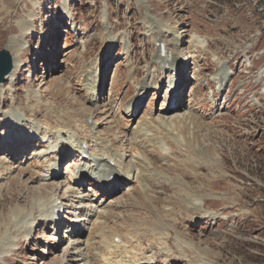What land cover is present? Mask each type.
Instances as JSON below:
<instances>
[{
    "label": "rangeland",
    "instance_id": "obj_1",
    "mask_svg": "<svg viewBox=\"0 0 264 264\" xmlns=\"http://www.w3.org/2000/svg\"><path fill=\"white\" fill-rule=\"evenodd\" d=\"M151 19L165 32L150 30ZM160 36L165 55L181 42V76L156 61ZM11 38L19 52L7 49ZM1 50L19 67L0 94V264H106L111 229L115 245L128 241L155 264H264V0H0ZM219 63L229 74L221 91ZM173 81L181 90L171 97ZM80 111L129 169L139 152L144 186L136 170L103 187L104 167L90 157L98 148L81 156L49 134L75 126ZM87 128L77 122L80 139ZM51 201L63 204L55 223ZM17 207L21 218L11 216ZM103 213L104 236L93 225ZM161 221L169 248L145 233Z\"/></svg>",
    "mask_w": 264,
    "mask_h": 264
},
{
    "label": "bare ground",
    "instance_id": "obj_2",
    "mask_svg": "<svg viewBox=\"0 0 264 264\" xmlns=\"http://www.w3.org/2000/svg\"><path fill=\"white\" fill-rule=\"evenodd\" d=\"M149 24H150V30H155V29L159 28L160 29V34L165 32L164 27H162V25L159 22H156L153 19H151ZM178 37H179V33L177 32V33L174 34V38H178ZM159 38L160 39H157L156 42H155L156 44H159V48H158L157 55H156V58H155L156 61L159 63V65H161L163 67V69L167 70V69H172L173 68L174 69L173 71H175L177 75L181 76L183 74V68H184V65H185L184 61L179 59V57H181V53H180L181 52V50H180L181 42L178 39H176L172 43V46L174 48L173 54L172 55H168L166 53V55H164L167 47H166L165 43L161 41L162 36H160ZM18 40L19 39H16V38L12 39L11 38L9 43L6 46L7 49L10 50L11 52H16V51L19 52V50L17 48V45H18L17 41ZM112 41H115V38H111L109 36L106 37L107 45L110 44ZM194 42H196V40L195 41L192 40V41L188 42V44L190 45L189 49L192 51L193 54L196 53L195 51H193V47H194V44H195ZM191 58L194 59V55ZM218 66H219V72H218V74L215 75V77L213 78V81H215L216 84L219 85L218 91H221L222 88H223L222 86L225 84V82L227 81V79L229 77V74L226 71V68L224 66L220 65V63H219ZM18 67H19V61H17V59H14L13 72L9 75V77H7V79L11 80V78L14 76V71ZM84 73L85 72H83V74ZM85 78L87 79V73H85ZM45 84L46 83H43V86ZM86 86L88 87L87 90L90 91V94L94 98L95 95H96L95 93H96V90H97V85L95 86V84L93 83L91 86H89L88 84H86ZM145 88H146V86L145 85L143 86V84H141V87L138 89V91H139L138 95H141L140 92L145 90ZM167 89H168L167 95L169 96V94H170L171 97L173 95V90L174 89L176 90L174 92L176 94H177V92L179 90H181L180 86H179V83L177 81L176 82L175 81L171 82L170 86ZM3 92H4L3 85H0V94L3 95L4 94ZM108 96H109V99H111L114 95H113V93H110ZM138 97L134 98L133 99V103L130 104L131 110H134V104H135V101H136V99ZM32 98H33L32 96L30 98H28V102L34 101ZM0 112H1V110H0ZM85 113H86L85 111H80V112L76 113L77 119L73 122L75 126H70V127H67V128L65 127V129L62 128V129H59L58 131H53L52 133H49V134L50 135L52 134V135L56 136V140L57 141L59 140L60 146L61 145H67L68 148L71 147L70 151H72V152L75 151L76 149H78V151L80 152L81 156L88 155L87 151L89 150V148L92 147V144H93V148H98L99 151L96 152L97 154L94 155V156H90V157L93 159V162L98 164L97 169H100L101 166L104 167V170H103L104 174L102 176L99 174V176H98L99 180L95 179V181H98L99 184L101 183L103 185V187L109 186L110 188H112V187H114V185L115 186L116 185H123V183H125V180L127 181V179L131 180L133 178V174L136 172V170L139 171V174L136 176V179L139 180V183H140L141 187L144 186V180L142 179V177H143V170L142 169H144L143 166H145V163L142 161L141 157L137 155V154H139V152L136 150L135 153H133L132 156L135 159V162L132 163V168L129 169V166H127L125 164V162H123V155H120V153H118V152L116 154H113V152L111 151L112 148H113V145H114L113 142H112V144L104 143V141L102 139H99V138L93 136V132L95 130V127H96L97 123H92L91 126L88 125V121H90L92 119V117H87L85 120H82L81 116L84 117ZM18 114L19 113H18L17 109L14 108L12 113H9V114L6 113L5 117H3V118L5 120L15 119V117H18ZM94 114H96V112H94ZM5 120H4V122H7ZM77 122H80L81 124H85V127H88L87 130H85V134H87V135L83 136V138H81V139L79 137V132L77 133V130H76ZM0 125H1V122H0ZM38 132H39V129H38ZM137 132L141 133L144 137H146V134L143 132L142 126L140 128H138ZM4 133H6V131ZM36 134H38V133H35L34 135L36 136ZM48 141L49 140H46L45 143H48ZM31 145H32V143L29 142L28 143V147L29 146L31 147ZM74 147H76V149ZM60 150H62V148H60ZM128 152L132 153L133 149L129 148ZM136 152H138V153H136ZM1 164H2V161H0V165ZM113 164H115V166ZM117 164H118L119 168L116 166ZM92 167H96V166L93 165ZM138 167H142V169H139ZM7 170H8V168L0 167V171H2V173L7 171ZM80 174L81 175L78 176V179H77V182H76V183H79V184L83 181L84 178L87 179L89 177V175L87 173H85L84 171H80ZM111 178L115 179L114 183H111ZM52 185L57 188V185H55V184H52ZM90 186H92V185H90ZM130 190H128V191H130ZM45 191H47V188H41V194L42 195H44ZM57 191H58V188H57ZM62 199L64 200V203L68 204V203H70L71 196H69L68 199H67V197L66 198L63 197ZM15 200L17 201L18 204H26L23 201L24 199H21V200L18 201L15 198ZM59 201L60 200H58V202ZM58 202L57 201L56 202H52L51 206L49 205V208H46L47 204L44 205V207L46 209L51 210L50 212L53 215V217L49 216L48 218H46V219H48L49 223H55L56 222L57 215H55V214H56V212L61 210V208L63 207V204L58 205ZM33 210H35L36 211L35 214H37V212H38L37 207H34ZM11 216H14L15 218H21V217H23L22 211L20 209H18V207H17V209L12 211ZM35 217H36V219L33 220L32 223H35V222L39 221V217L37 215H35ZM94 218H95V220L93 221V225L95 226L94 229L97 230V231L100 230L102 232V234H101L102 236L106 235L105 230L108 229L107 228V224H108V216H107V214L103 213V214H99L98 216L95 215ZM11 223H12V220H11ZM32 223L28 219V221H26L24 224H31L32 225ZM37 226H42V223L39 222L37 224ZM15 227L18 228L16 225H15ZM166 227L167 226L164 225V223H162V221H161L157 225H153V227L150 228L149 230L145 231V233L148 236L157 237L156 238L157 241H156V243L154 245L161 244V245H166V246H168L166 248H169L170 242L166 241L165 243H161L162 240H164V235H165L164 232L167 230ZM111 230H112V233H110L109 237H111V243H112V245L114 244V246L112 247L113 248L112 249L113 250L112 253L108 252V253H106L104 255V260H105L106 264H109V263L110 264H155V262H153L154 258L148 256V253L147 254L146 253H139L138 254L137 252L136 253H132L130 250H128L132 246V244L129 243L128 241L126 243L128 244L129 247L118 246V244L115 245V241L114 240L116 238L120 237L119 236L120 232L117 229H111ZM6 231H7V229H3L1 231V234H5L6 235ZM18 232L23 233L25 235V238H28L29 233H30V229H27L25 227H21V228L18 229ZM9 237H10V235H9ZM16 238H18V237H16ZM105 238L107 239L108 236H105ZM0 241H1V237H0ZM155 247H157V246H155ZM116 250H118V253L122 250L123 253L121 255H118L116 253L117 252Z\"/></svg>",
    "mask_w": 264,
    "mask_h": 264
},
{
    "label": "water",
    "instance_id": "obj_3",
    "mask_svg": "<svg viewBox=\"0 0 264 264\" xmlns=\"http://www.w3.org/2000/svg\"><path fill=\"white\" fill-rule=\"evenodd\" d=\"M13 70V58L6 50L0 51V85L4 84Z\"/></svg>",
    "mask_w": 264,
    "mask_h": 264
}]
</instances>
